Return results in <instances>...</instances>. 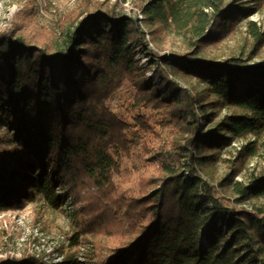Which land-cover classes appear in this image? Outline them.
Returning <instances> with one entry per match:
<instances>
[{"label":"trees","instance_id":"trees-1","mask_svg":"<svg viewBox=\"0 0 264 264\" xmlns=\"http://www.w3.org/2000/svg\"><path fill=\"white\" fill-rule=\"evenodd\" d=\"M142 1L152 41L176 32L190 50L162 55L146 39L143 20L102 8L87 11L59 48L25 30L24 11L13 30H0V210L22 207L37 192L54 206L76 203L82 189L94 188L105 219L117 227L106 231L112 242L98 246L86 235L103 220H76L72 243L89 245V264H264V208L243 205L264 197V173L232 185L208 176L227 146L264 131V63L198 55L251 7L234 0ZM247 26L262 43L264 30L253 20ZM189 77L205 85L204 94L178 79ZM126 82L142 110L156 115V129L169 131L135 193L115 181L130 150L131 122L107 105ZM224 107L233 111L206 130ZM0 264L45 262L26 254Z\"/></svg>","mask_w":264,"mask_h":264},{"label":"rangeland","instance_id":"rangeland-1","mask_svg":"<svg viewBox=\"0 0 264 264\" xmlns=\"http://www.w3.org/2000/svg\"><path fill=\"white\" fill-rule=\"evenodd\" d=\"M230 1L225 0V3ZM234 1L250 6V13L243 17L227 36L217 43L208 44L199 50L198 55L209 60L236 57L242 63L250 65L264 63V41L256 44L247 26V23L253 20L258 28L264 30V6L259 0ZM143 5L142 0H0V30H13L19 20L18 12L24 11L28 15L25 30L39 34L42 38L45 37L51 47L59 48L63 45L65 34L87 11L102 8L115 14L127 13L143 20L145 18ZM141 26L152 49L162 55L190 50L184 38L176 32L168 33L157 44L152 41L151 27L144 20L141 21ZM17 33L19 34L20 31ZM141 56L143 61L147 59L144 54ZM178 79L182 84L196 88V91L204 94L205 85L198 78ZM135 95L136 90L126 82L107 101L114 114L127 117L131 122L130 150L122 153L120 171L115 174L116 183L123 191L129 193L137 192L138 179L142 173L155 168L152 151L166 143L169 135L168 130L156 129V115L143 111L140 104L135 102ZM232 111L233 108L224 107L214 117V121L206 125V130H212L226 114ZM1 132L4 130L2 129ZM253 147L256 148L254 152ZM263 173L264 131L259 135L250 133L247 138L237 139L227 146L220 160L210 168L208 176L215 184L226 177L230 180L227 184L232 185L235 181L247 182ZM93 192L94 188L82 189L76 203L65 204L64 201L60 206L51 205L43 194L37 192L36 197L23 202L22 207L7 211L0 210V258L33 254L37 251L35 245L38 246L39 258L45 264H57L58 256H62L63 260L73 259L76 264H89L87 262L89 245L83 243L81 247L72 243L71 238L77 228L76 220L83 221L81 224H85L95 216L103 220L102 224L95 226L99 227L93 233L86 235V238H91L98 246L109 245L115 235L112 236L106 231L117 227L116 223L105 219L108 214L103 210L104 206L96 201ZM72 204H75V207ZM243 205L249 208L253 206L264 208V197L251 198ZM81 206H84L83 213L82 210L80 211ZM34 228L42 232L41 237L35 234ZM49 246H55L54 254L46 253ZM100 248L102 247L96 250L98 254L102 253Z\"/></svg>","mask_w":264,"mask_h":264},{"label":"bare ground","instance_id":"bare-ground-1","mask_svg":"<svg viewBox=\"0 0 264 264\" xmlns=\"http://www.w3.org/2000/svg\"><path fill=\"white\" fill-rule=\"evenodd\" d=\"M34 232H35V234H36L37 236H39V237L42 236V232L39 231L38 228H34ZM42 239H44V238H42ZM43 241H44V240H43ZM34 247H36L37 251L33 252V254L35 253V255H36L37 257H39L40 254H39V251H38V246H35V245H34ZM39 249H40V248H39ZM33 250H34V249H33ZM54 250H55V246H49V247L46 249V253H48L49 255L54 254ZM40 252H41V250H40ZM59 260H60V262L63 261L62 256H58V257L56 258V261L59 262ZM58 262H57V263H58Z\"/></svg>","mask_w":264,"mask_h":264}]
</instances>
